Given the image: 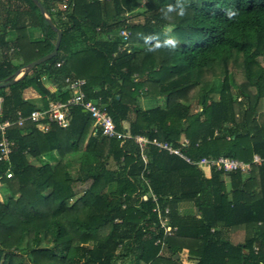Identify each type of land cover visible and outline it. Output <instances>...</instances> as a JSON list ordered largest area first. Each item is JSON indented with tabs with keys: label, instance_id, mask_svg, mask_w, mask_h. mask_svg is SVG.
I'll use <instances>...</instances> for the list:
<instances>
[{
	"label": "trees",
	"instance_id": "1",
	"mask_svg": "<svg viewBox=\"0 0 264 264\" xmlns=\"http://www.w3.org/2000/svg\"><path fill=\"white\" fill-rule=\"evenodd\" d=\"M38 1L62 32L59 53L0 87V121L49 107L43 77L60 102L71 97L66 78L83 79L120 132L175 146L184 136L197 162L264 159V0ZM57 37L32 0H0V84L51 54ZM29 88L42 107L23 98ZM70 116L66 128L7 131L15 147L11 166L0 162V176L13 173L0 188V264H185L184 252L188 264H264V163L208 178L149 146L145 164L132 139L104 137L80 106ZM157 205L169 208L170 236Z\"/></svg>",
	"mask_w": 264,
	"mask_h": 264
},
{
	"label": "built area",
	"instance_id": "2",
	"mask_svg": "<svg viewBox=\"0 0 264 264\" xmlns=\"http://www.w3.org/2000/svg\"><path fill=\"white\" fill-rule=\"evenodd\" d=\"M120 35L124 37V40H128L129 34L126 31L120 32ZM126 49V46L121 47V51H125ZM61 64L62 63L57 64V67H60ZM65 83L71 91V97L67 102L54 101L49 104L47 109L34 110L29 116H24L21 112H18L17 118L13 122L8 120L3 122L0 121V162L7 163L11 166V156L13 154L15 142L8 137L7 131L9 128L12 126L26 127L27 124H31L37 130L44 132H49L53 124H57L61 128H66L70 123L71 107L80 106L89 114L95 127L97 130L102 131L104 137L115 138L117 140L132 139L139 146L142 153V159L145 164L148 163V157L145 154V151L149 146L157 148L160 152L165 151L170 155H176L185 160L187 163L199 166L200 168L208 171L215 169L224 173L241 172L242 174L247 175L251 172L252 165H261L264 163V159L258 155L253 157L251 163H245L237 159L226 157L202 158L197 162L189 158L185 153V150L188 149L191 144L190 140L186 137H183L178 142V146H175L173 143L162 141L157 138L151 140L143 135L132 136L127 130L125 132H120L117 130L111 116H109L106 107L100 106L93 100H87L84 92V88L86 86L85 80L66 78ZM5 177L7 179H11L13 177V173L10 168L4 175L0 176V188L3 186V180ZM146 184L149 186L148 181ZM149 194L153 201L158 203L157 196L154 195L152 191H150ZM154 212L159 215L161 227L164 229L165 235L170 236L176 232L177 229L173 228L169 224V208H166L163 214L160 206L157 205ZM157 243H161V241H157Z\"/></svg>",
	"mask_w": 264,
	"mask_h": 264
},
{
	"label": "crops",
	"instance_id": "3",
	"mask_svg": "<svg viewBox=\"0 0 264 264\" xmlns=\"http://www.w3.org/2000/svg\"><path fill=\"white\" fill-rule=\"evenodd\" d=\"M31 36L33 37V39H37V38H40V33H39V31H37L36 29H34V30H32L31 29ZM13 37H14V35H13V33H9V38L10 39H13ZM10 56H12L13 58H12V62H13V64H18L19 63V60H18V58L17 57H15L14 56V52L12 51L11 52V54H10ZM31 71H29V72H27V73H25V70L24 69H21V70H19L16 74H15V77H14V79L16 80V82H18L19 80H21L26 74H29ZM18 73H20L19 75H18ZM42 80H43V82L45 83V86H46V88L50 91V94H51V96H52V98L50 99V103L51 102H54L55 101V99L58 97V89H57V87L55 86V85H52L50 82H48L47 81V79H46V77H43L42 78ZM15 82V83H16ZM23 98L25 99V100H27V101H32V102H36L37 103V106H38V108H40V107H42V104H41V102H40V98H41V96H40V94L36 91V90H34L33 88H29V89H27V90H25L24 91V93H23ZM2 101H3V98L1 97V95H0V115H1V105H2ZM20 112V111H19ZM26 126H32L31 124H27ZM184 137V136H183ZM182 137V138H183ZM205 173H206V176L209 178L210 177V175H211V173H210V171H208V170H205ZM225 179V181L227 182V183H229V179L228 178H224ZM245 233V231L243 230V229H237L236 231L234 230V232H233V237L236 239V238H238V240L239 239H241L242 237H244V234ZM184 254H186L187 255V253L186 252H184L183 253V255ZM182 259H184L183 257H182ZM187 260V259H186ZM185 264H188V260H187V262H184Z\"/></svg>",
	"mask_w": 264,
	"mask_h": 264
},
{
	"label": "water",
	"instance_id": "4",
	"mask_svg": "<svg viewBox=\"0 0 264 264\" xmlns=\"http://www.w3.org/2000/svg\"><path fill=\"white\" fill-rule=\"evenodd\" d=\"M37 6L38 8L40 9V12L41 14L48 20L50 26L52 27V29L57 32L58 34V37H57V41H56V44H55V49L54 51L51 53V54H48L34 62H32L31 64L27 65L25 68H23L25 70V73L33 70L36 66L56 57L59 53V49H60V45H61V41H62V32L55 26V24L53 23V21L51 19L48 18L47 16V13H46V10L45 8L42 6V4L38 1V0H32ZM20 73H18L19 75ZM16 80L13 79L12 81H10L9 83H6V84H0V87H4V86H8V85H11L13 83H15Z\"/></svg>",
	"mask_w": 264,
	"mask_h": 264
},
{
	"label": "rangeland",
	"instance_id": "5",
	"mask_svg": "<svg viewBox=\"0 0 264 264\" xmlns=\"http://www.w3.org/2000/svg\"><path fill=\"white\" fill-rule=\"evenodd\" d=\"M143 21L142 20V18H139V17H137V19L135 18L134 19V21L135 22H138V21ZM142 106L146 109V108H149V107H151L153 104H156V105H163L164 104V99H157V100H155V101H153L152 103H151V101L150 100H143L142 101ZM90 186V182H88V183H86V184H78V185H76L75 186V191L77 192V193H79V194H81L84 190H86L88 187ZM187 212H190V213H192L193 212V209L191 208V209H188L187 210ZM182 257L184 258L183 259V262H187V255L186 254H184V255H182Z\"/></svg>",
	"mask_w": 264,
	"mask_h": 264
},
{
	"label": "clouds",
	"instance_id": "6",
	"mask_svg": "<svg viewBox=\"0 0 264 264\" xmlns=\"http://www.w3.org/2000/svg\"><path fill=\"white\" fill-rule=\"evenodd\" d=\"M170 47H172V48H175L176 47V41L173 39V40H171V42H170V45H169Z\"/></svg>",
	"mask_w": 264,
	"mask_h": 264
}]
</instances>
